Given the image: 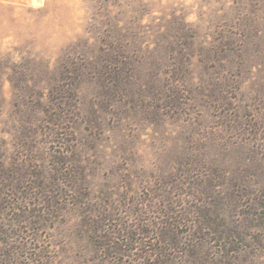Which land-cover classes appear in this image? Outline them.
<instances>
[{"label": "rangeland", "instance_id": "374dc122", "mask_svg": "<svg viewBox=\"0 0 264 264\" xmlns=\"http://www.w3.org/2000/svg\"><path fill=\"white\" fill-rule=\"evenodd\" d=\"M0 264H264V0H0Z\"/></svg>", "mask_w": 264, "mask_h": 264}]
</instances>
